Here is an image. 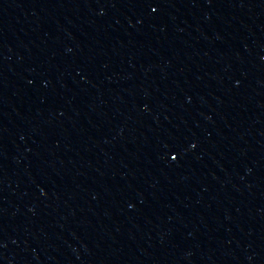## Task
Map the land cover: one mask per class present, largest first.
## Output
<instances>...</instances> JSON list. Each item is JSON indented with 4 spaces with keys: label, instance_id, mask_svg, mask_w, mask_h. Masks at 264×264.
<instances>
[{
    "label": "water",
    "instance_id": "1",
    "mask_svg": "<svg viewBox=\"0 0 264 264\" xmlns=\"http://www.w3.org/2000/svg\"><path fill=\"white\" fill-rule=\"evenodd\" d=\"M0 264H264V0H0Z\"/></svg>",
    "mask_w": 264,
    "mask_h": 264
}]
</instances>
